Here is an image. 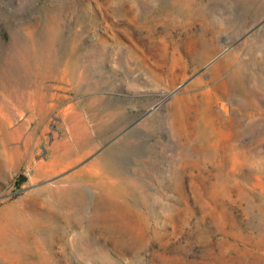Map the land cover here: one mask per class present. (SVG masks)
Here are the masks:
<instances>
[{"label": "rangeland", "instance_id": "obj_1", "mask_svg": "<svg viewBox=\"0 0 264 264\" xmlns=\"http://www.w3.org/2000/svg\"><path fill=\"white\" fill-rule=\"evenodd\" d=\"M0 264H264V0H0Z\"/></svg>", "mask_w": 264, "mask_h": 264}, {"label": "trees", "instance_id": "obj_2", "mask_svg": "<svg viewBox=\"0 0 264 264\" xmlns=\"http://www.w3.org/2000/svg\"><path fill=\"white\" fill-rule=\"evenodd\" d=\"M23 179V178H22Z\"/></svg>", "mask_w": 264, "mask_h": 264}]
</instances>
